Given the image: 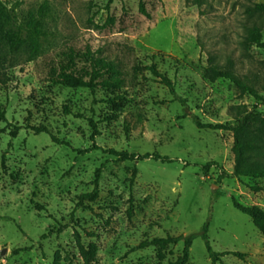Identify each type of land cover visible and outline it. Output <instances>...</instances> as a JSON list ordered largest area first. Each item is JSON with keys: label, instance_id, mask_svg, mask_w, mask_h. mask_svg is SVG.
<instances>
[{"label": "rangeland", "instance_id": "1", "mask_svg": "<svg viewBox=\"0 0 264 264\" xmlns=\"http://www.w3.org/2000/svg\"><path fill=\"white\" fill-rule=\"evenodd\" d=\"M44 1L41 56L0 84V264H84L78 235L96 246L94 264H171L183 241L163 259L139 246L181 235H197L188 264H213L199 236L205 225L212 250L224 254L217 264H264L263 235L232 201L264 210V180L234 176L233 132L199 129L193 119L236 126L238 106L264 115V49L247 41L253 24L264 39V11L255 9L264 0H9L20 2L21 19ZM88 51L121 70V89L93 94L49 81L71 53L83 67ZM212 65L261 100L214 77ZM98 171V198L82 200Z\"/></svg>", "mask_w": 264, "mask_h": 264}, {"label": "trees", "instance_id": "2", "mask_svg": "<svg viewBox=\"0 0 264 264\" xmlns=\"http://www.w3.org/2000/svg\"><path fill=\"white\" fill-rule=\"evenodd\" d=\"M9 0H0V84L6 85L9 82L7 71L19 66L22 63H28L39 58L43 51V39L48 35L46 19L49 16V2L44 1L38 9L29 11L22 19L17 13L20 2H15L10 6ZM257 11H264V5H258ZM142 14L148 16L143 3L140 4ZM248 43L264 49V39L262 29L256 24L248 28ZM85 60L84 66L76 67V56L69 54V60L66 64H61L60 68H55L49 74V81L54 85L83 88L90 90L93 94L100 88L106 91L119 90L124 86L123 74L118 67L103 58L95 57L90 51L83 54ZM151 73L165 85L175 97L176 101L186 105V100L181 98L176 91L175 83L166 75L159 72L153 65L149 68ZM209 71L216 78H223L231 81L238 88L241 95L249 94L257 100L261 96L257 89L237 77L233 72L223 71L216 66H210ZM235 117L238 120L236 126L223 124H203L197 116H194V122L199 129L232 131L234 135V176L237 178H249L253 180H264V115L255 111H249L245 106L235 108ZM0 121L7 122L5 110L0 108ZM91 126L94 130L93 136L99 135L96 123L91 120ZM21 128L13 126L12 135L15 136ZM36 133H48L44 127L33 128ZM1 133V132H0ZM122 161L133 159L136 156L128 152H114ZM149 157V156H147ZM161 159L159 156H156ZM166 159V158H165ZM208 166L206 170H208ZM100 171L97 172L95 189L92 193L83 195L82 200L90 199L95 201L98 198V178ZM234 207L249 216L257 229L264 237V210L259 207L242 206L233 198ZM206 244L207 251L213 264H217L224 254L215 253L208 238V225H205L199 235ZM46 237V236H45ZM197 235L188 236H168L166 238H155L151 242H143L139 249L154 246L158 250L160 259L164 258L163 251L169 245H177L184 242L182 255L171 264H188L190 259V249ZM77 243L80 255L84 264H94L97 261V248L95 245L86 247L79 235ZM230 254V253H226ZM235 256L244 257L239 253ZM55 264H59L57 261Z\"/></svg>", "mask_w": 264, "mask_h": 264}, {"label": "water", "instance_id": "3", "mask_svg": "<svg viewBox=\"0 0 264 264\" xmlns=\"http://www.w3.org/2000/svg\"><path fill=\"white\" fill-rule=\"evenodd\" d=\"M5 252H2V254H4Z\"/></svg>", "mask_w": 264, "mask_h": 264}]
</instances>
